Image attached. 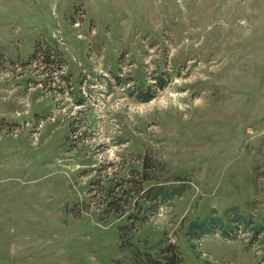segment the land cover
<instances>
[{
    "label": "rangeland",
    "instance_id": "rangeland-1",
    "mask_svg": "<svg viewBox=\"0 0 264 264\" xmlns=\"http://www.w3.org/2000/svg\"><path fill=\"white\" fill-rule=\"evenodd\" d=\"M142 168L172 196L103 213ZM170 243L264 264V0H0V264H164Z\"/></svg>",
    "mask_w": 264,
    "mask_h": 264
},
{
    "label": "trees",
    "instance_id": "trees-1",
    "mask_svg": "<svg viewBox=\"0 0 264 264\" xmlns=\"http://www.w3.org/2000/svg\"><path fill=\"white\" fill-rule=\"evenodd\" d=\"M35 53L32 55V58L35 57ZM46 56H44V59L46 62H50L51 58V54L49 52L45 53ZM116 80L120 81L121 78L119 76L116 75ZM156 82H158L159 87L163 88L166 85V82H159L158 80H156ZM139 89V93L140 94H144V101H148L150 99H152L153 97V93L149 92L147 93V89L145 88V86L140 84V88ZM147 165V162L145 163ZM142 179L141 183H138L136 180L132 178H128L125 179L128 183H129V189H125L123 188V184H117L118 186H120L119 190L117 189V185L114 184H109L108 186H106L107 190H106V204L103 208V213H121L120 212V202L119 201H124L128 204H130L128 198H135L133 203L132 208H130L129 210V214H128V218L131 219L132 221H135L137 219H143V217H146V213L150 212V213H155L157 211L158 206L160 205V203L166 202L168 200L169 197L172 196V194H169L164 182L161 181H157L154 182V184H151V186L148 188V190L145 191L143 183L144 180H148L150 179V174L148 172H146V168H142ZM134 176V174H132ZM93 179L90 182V186L92 184H94ZM98 182V181H97ZM132 182V184H130ZM139 184V185H138ZM135 185V186H134ZM136 187V188H135ZM132 189V190H131ZM142 193V194H141ZM119 195H121L120 197H118ZM126 195V198H124V196ZM95 196V195H94ZM140 198H142L140 200ZM124 199V200H123ZM125 213H121V215H123ZM214 218H211L209 221L204 220V222H201L199 226L196 227V229H198V231L201 232H210L214 229H217L216 227V222L213 221ZM237 221H244V218L242 219L241 216H237L236 217ZM215 223V224H214ZM244 223V222H243ZM214 224V229L212 228ZM212 229V230H211ZM219 230V229H218ZM222 235L224 236H229L228 232L226 231H221ZM254 235L256 234V232L260 231V228L254 229L252 230ZM231 233V232H229ZM170 247V252H173V254L169 257H166L165 259H167V261H165L164 264H181L182 263V255L179 252L178 246H176L175 244H169ZM160 257V256H157ZM158 259V258H157ZM262 261L264 262V255L261 256ZM159 264H161V260H158Z\"/></svg>",
    "mask_w": 264,
    "mask_h": 264
}]
</instances>
